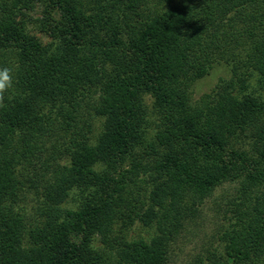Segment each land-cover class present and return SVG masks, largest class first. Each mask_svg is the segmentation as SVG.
<instances>
[{
    "label": "trees",
    "instance_id": "trees-1",
    "mask_svg": "<svg viewBox=\"0 0 264 264\" xmlns=\"http://www.w3.org/2000/svg\"><path fill=\"white\" fill-rule=\"evenodd\" d=\"M220 57L233 77L188 101ZM4 68L0 264H165L183 200L224 181L221 243L192 264H264V0H0Z\"/></svg>",
    "mask_w": 264,
    "mask_h": 264
},
{
    "label": "rangeland",
    "instance_id": "rangeland-1",
    "mask_svg": "<svg viewBox=\"0 0 264 264\" xmlns=\"http://www.w3.org/2000/svg\"><path fill=\"white\" fill-rule=\"evenodd\" d=\"M233 45L230 46L232 50L227 54L229 59H232V56H234V59L237 58L244 48V45L239 46L238 41ZM231 61H225L221 58L208 68L206 74L190 81L185 88L188 101L194 102L204 93L211 92L220 79L233 77L234 71ZM143 102L147 117L152 121L155 114L153 97L149 92L143 93ZM100 121V118H95L94 126L97 127ZM252 141L253 139L250 135L243 136L239 139L238 145L249 150L253 147ZM235 188V182L224 181L217 184L203 199L185 198L183 200L180 209L181 213L185 212L186 205L189 206L190 203L193 204L195 211L188 216L186 215L183 219L177 237L170 244L169 258L165 264H192L197 256H204L207 251L212 250L221 243V230L229 213L226 212L227 204L236 197ZM29 201H26L27 214L32 212L31 202ZM130 227L129 235L131 236H136L137 234L147 235L146 229L138 222H135ZM153 230L154 228H152L151 232Z\"/></svg>",
    "mask_w": 264,
    "mask_h": 264
},
{
    "label": "clouds",
    "instance_id": "clouds-1",
    "mask_svg": "<svg viewBox=\"0 0 264 264\" xmlns=\"http://www.w3.org/2000/svg\"><path fill=\"white\" fill-rule=\"evenodd\" d=\"M12 76L8 68L0 69V95L12 87Z\"/></svg>",
    "mask_w": 264,
    "mask_h": 264
}]
</instances>
